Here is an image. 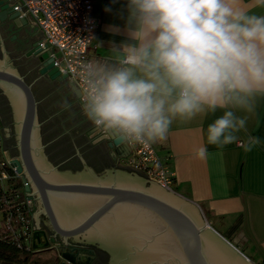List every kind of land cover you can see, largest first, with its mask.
<instances>
[{
    "label": "clouds",
    "instance_id": "clouds-1",
    "mask_svg": "<svg viewBox=\"0 0 264 264\" xmlns=\"http://www.w3.org/2000/svg\"><path fill=\"white\" fill-rule=\"evenodd\" d=\"M127 10V40L112 42L110 59L87 61L75 73L95 130L147 146L166 140L177 120L222 110L207 126V145H239L248 117L237 112L253 113L264 97V15L244 0H127ZM260 143L249 136L243 147ZM194 156L205 160L208 147Z\"/></svg>",
    "mask_w": 264,
    "mask_h": 264
},
{
    "label": "water",
    "instance_id": "water-1",
    "mask_svg": "<svg viewBox=\"0 0 264 264\" xmlns=\"http://www.w3.org/2000/svg\"><path fill=\"white\" fill-rule=\"evenodd\" d=\"M6 20L17 28L29 25L10 0H0V21ZM40 41L28 52L38 59L39 73L68 82L80 99V89L55 66L52 47L44 49ZM0 43V88L13 111L20 150L18 158L7 150L6 158L37 187L53 229L65 241L76 236L100 243L120 264H256L210 224L197 203L138 172L115 167L99 173L89 166L82 172L61 171L53 165L42 142L33 85L13 64L1 32ZM90 138L113 149L125 143L103 138L94 127ZM52 242L35 231V249L46 250ZM71 263L74 259L65 253L58 264Z\"/></svg>",
    "mask_w": 264,
    "mask_h": 264
},
{
    "label": "crops",
    "instance_id": "crops-1",
    "mask_svg": "<svg viewBox=\"0 0 264 264\" xmlns=\"http://www.w3.org/2000/svg\"><path fill=\"white\" fill-rule=\"evenodd\" d=\"M92 1L94 13L100 23L99 32L92 46L93 55L95 59H110L112 54L108 50L112 42L119 44L127 40L125 31L128 16L127 0ZM244 4L250 8L252 14L264 15V7L255 6L253 0H244ZM115 28H119L120 31L115 32ZM19 32L28 45L31 33L38 38L41 37L38 30L31 26L27 30L20 29ZM98 43H101L102 47H98ZM36 68V84L54 83L65 88V100L72 105L71 112L75 117V125L74 127L64 125L62 132L56 133L54 117L52 115L45 119L41 117V100L34 90L39 102L40 121L54 127V135L60 137L70 135L76 139L73 146H79L82 152L87 149L86 159L96 169L102 170L114 161L119 163V159L130 151L127 144L124 143L114 149L104 141L93 145L88 138L93 125L84 116L80 99L71 90L68 82L51 80L39 73L38 65ZM31 84L34 89V84ZM6 105L9 106V102ZM221 114L222 110H218L215 114L198 116L190 122L177 120L172 124L168 138L153 144L163 156L169 158L175 172L173 179L175 192L197 203L210 224L212 226L213 223L216 224L218 229L213 227L238 246L253 262L264 264V97L257 99L253 113L237 112L239 116L248 117L246 130L239 133L241 143L239 145L234 143L223 150H218L207 145L206 136L208 124ZM0 124L3 128L7 126L1 118ZM80 136L83 137V143L77 140ZM249 136L261 140L260 145L250 152L245 151L243 147V142ZM96 146L100 147L101 154L94 150ZM202 146H207L209 151V156L205 160H199L194 156L195 150ZM118 166L122 167L120 164Z\"/></svg>",
    "mask_w": 264,
    "mask_h": 264
},
{
    "label": "built area",
    "instance_id": "built-area-1",
    "mask_svg": "<svg viewBox=\"0 0 264 264\" xmlns=\"http://www.w3.org/2000/svg\"><path fill=\"white\" fill-rule=\"evenodd\" d=\"M20 18H25L41 35L40 45L52 47L51 57L68 80L83 92L75 73L80 65L93 60V42L99 32V18L92 0H10ZM80 97V102H81ZM129 153L119 159L122 167L138 172L162 187L173 190L175 172L169 158L163 156L153 143L142 145L125 140ZM3 127L0 124V192L5 215L0 217V229L21 234L28 251L33 247L36 231L33 208L25 192L27 182L6 158ZM14 158V157H13ZM1 234V233H0Z\"/></svg>",
    "mask_w": 264,
    "mask_h": 264
},
{
    "label": "flooded vegetation",
    "instance_id": "flooded-vegetation-1",
    "mask_svg": "<svg viewBox=\"0 0 264 264\" xmlns=\"http://www.w3.org/2000/svg\"><path fill=\"white\" fill-rule=\"evenodd\" d=\"M30 26L32 25L29 24L28 26L17 28L13 24L9 25L8 20L0 21V32L2 33L3 38L5 40L6 47L9 51V55L12 59V62L13 61L15 62V58L12 57V52L8 47L7 40H10V37L7 38L6 32L15 33V32H19L20 29L27 30V28H29ZM29 40L30 42L29 41L28 42L30 49L31 44L41 40V37L38 38V36L33 35L31 33L29 36ZM0 52L2 56L1 43H0ZM26 55L35 59V62H37L39 69L40 65L38 59L34 55H28V54ZM1 93L4 94L3 92ZM0 118L7 125L6 128H3L5 146L7 150L11 151L13 157L18 158L20 157V150L16 135V125L13 116V111L10 103L9 106L6 105V101L3 99L1 95H0ZM41 123H42L41 126L42 142L45 146V152L48 156L49 161L53 165L58 167L59 170L82 172L85 170L86 166H89L93 168L95 171L101 173L108 169L119 167L118 161H114L113 163L111 162L110 165L108 164L102 170L96 169L95 166L86 159L87 149L83 150L82 152V149L79 146L78 147L76 145L73 146L74 144H72L70 149H68L66 143L64 142L63 137H60L58 135L55 138H53V140L45 142L43 136L44 121H41ZM88 138L93 145L100 143V142L94 143V139L90 138V134L88 135ZM71 149L72 151H70ZM94 150L97 153L101 154L100 147L96 146ZM21 179L24 180L23 174H21ZM25 181L27 182V185L25 186V192L27 193L31 201V206L33 208V221H34L35 229L42 232V234L45 235V237H47L48 239L53 240L50 247L47 248L46 250H49L52 253L55 264H58L62 259H64L65 253L70 258L74 259V263L71 264H120L117 260H115L112 250L105 246H102L100 243L89 242L84 240L82 237L79 238L76 236H71L68 238V241H65L64 238L61 235L57 234L56 231L53 229L51 225L50 217L44 210V204L40 197L37 187L33 184V182L29 178H27V180ZM27 186L30 187L29 190L26 189Z\"/></svg>",
    "mask_w": 264,
    "mask_h": 264
},
{
    "label": "rangeland",
    "instance_id": "rangeland-1",
    "mask_svg": "<svg viewBox=\"0 0 264 264\" xmlns=\"http://www.w3.org/2000/svg\"><path fill=\"white\" fill-rule=\"evenodd\" d=\"M17 35V37H15ZM7 38L10 37V40H7L8 47L12 52V57L15 58V62L13 64L18 68L22 75L25 76L26 80L29 83L34 84V90L38 94L40 102V111L41 117L43 119L48 118L49 116L54 117V121L56 122V133H61L63 130L64 125H68L69 127H74L75 125V117L73 115L72 107L70 108H63L62 104L65 101V88L61 87L58 84H49L44 85L43 83H35V79L37 76V68H33L34 65H37L35 59L29 58L26 54L29 50V45L27 41L23 39V36L20 32L10 33L6 32ZM48 97V98H47ZM69 103V102H68ZM72 106V105H71ZM64 142L67 145V148L73 144V141L76 142L70 135H62ZM79 142L82 141L83 137L80 136L77 139ZM121 166V165H120ZM176 191V187L173 188ZM214 227H218L216 224L213 223ZM218 229V228H217Z\"/></svg>",
    "mask_w": 264,
    "mask_h": 264
},
{
    "label": "trees",
    "instance_id": "trees-1",
    "mask_svg": "<svg viewBox=\"0 0 264 264\" xmlns=\"http://www.w3.org/2000/svg\"><path fill=\"white\" fill-rule=\"evenodd\" d=\"M35 67L34 65L33 68ZM0 92L2 91L0 90ZM1 96L8 103L6 96L4 94ZM54 134V127L44 124L43 136L45 142L53 140L57 136ZM1 198L2 194L0 192V217H3L5 215V205L2 204ZM0 233V264H55L53 255L49 250L28 251L25 238L21 234H13L2 229H0Z\"/></svg>",
    "mask_w": 264,
    "mask_h": 264
}]
</instances>
